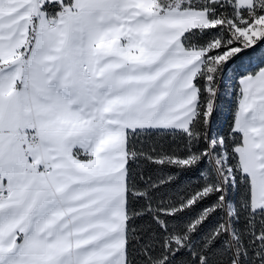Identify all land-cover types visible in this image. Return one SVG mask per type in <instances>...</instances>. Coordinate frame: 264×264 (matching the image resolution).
I'll list each match as a JSON object with an SVG mask.
<instances>
[{
    "label": "snow or ice",
    "instance_id": "snow-or-ice-1",
    "mask_svg": "<svg viewBox=\"0 0 264 264\" xmlns=\"http://www.w3.org/2000/svg\"><path fill=\"white\" fill-rule=\"evenodd\" d=\"M0 264H264V0H0Z\"/></svg>",
    "mask_w": 264,
    "mask_h": 264
}]
</instances>
